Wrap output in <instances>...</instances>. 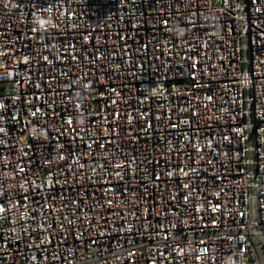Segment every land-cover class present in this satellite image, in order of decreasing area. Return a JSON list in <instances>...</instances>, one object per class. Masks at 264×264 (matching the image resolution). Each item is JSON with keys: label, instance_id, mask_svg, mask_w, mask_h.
<instances>
[{"label": "built area", "instance_id": "2783aa9c", "mask_svg": "<svg viewBox=\"0 0 264 264\" xmlns=\"http://www.w3.org/2000/svg\"><path fill=\"white\" fill-rule=\"evenodd\" d=\"M0 264H264V0H0Z\"/></svg>", "mask_w": 264, "mask_h": 264}]
</instances>
